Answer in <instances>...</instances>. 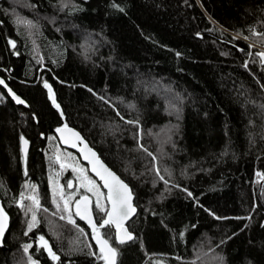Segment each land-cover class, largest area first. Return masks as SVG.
<instances>
[{
	"label": "trees",
	"instance_id": "1",
	"mask_svg": "<svg viewBox=\"0 0 264 264\" xmlns=\"http://www.w3.org/2000/svg\"><path fill=\"white\" fill-rule=\"evenodd\" d=\"M250 29L264 33V0H0V76L27 101L0 85V264H104L89 227L53 202L57 150L80 158L63 124L135 195L133 239L101 229L117 264H264V36ZM21 193L40 201L31 231Z\"/></svg>",
	"mask_w": 264,
	"mask_h": 264
},
{
	"label": "snow or ice",
	"instance_id": "2",
	"mask_svg": "<svg viewBox=\"0 0 264 264\" xmlns=\"http://www.w3.org/2000/svg\"><path fill=\"white\" fill-rule=\"evenodd\" d=\"M23 22V21H21ZM29 25H31V22H27ZM251 32H253L254 35H260L264 36V33H255L254 29H250ZM247 39V37H245ZM264 42V41H262ZM10 44L13 48L16 46L15 41H10ZM179 55V53H177ZM256 56L260 57L261 63L264 64V51H259L256 53ZM247 67V65H245ZM0 85H4V87L7 88V84L3 79H0ZM43 87L47 89L48 97L51 101V103L56 107L60 108V105L56 101V96L53 91L52 85L48 83V81H43ZM8 92L12 95L15 102L17 104H25L26 102L21 99L19 96L16 95L10 88H8ZM63 113L61 112V115ZM128 124L133 125H139V121H132L128 120L126 121ZM67 128V125L65 124L62 128H57L56 131L61 133V139L64 140V143H69V139L64 137L63 133L64 130ZM71 132L72 130L69 129ZM72 135L76 137L78 140H82V137H80L79 133L72 132ZM24 144L26 145L28 143L27 140H24L23 137H21ZM55 139V137H53ZM73 147H76V144H72ZM141 148H143V145H140ZM145 152H147V149H143ZM83 151V150H82ZM91 153L92 157H96V154L94 152H91V149L88 150ZM149 156H152V153H148ZM67 156L69 158L75 159L72 157L71 153H67ZM85 160L89 159V156L85 154L84 156ZM56 160H60V155L57 154ZM153 160H155V157L153 156ZM92 164V171L100 178V180L103 181L102 185H98L94 180H92L87 175V169L83 167H75L72 164L65 165L61 163V168L64 167H70L74 172L79 171L81 174L77 177V179L80 181V187L86 188L88 192H92L93 195L96 197L95 200V206L96 208L104 214V218L101 220L100 224L97 225L95 222L92 210H91V200L88 196H81L79 200L75 201L76 210H75V216H79L81 219L87 220L88 224L92 228V232L94 234V237L96 239V243L100 246L99 250L101 253L100 259H103L106 264H115V256H116V248L112 247V245L109 243V239H105L103 235L101 234L100 229L105 227H114L116 229V240L118 243L123 244L126 240L133 239L131 233L127 231V228L124 226V222L130 218L132 214L135 213L136 209L132 205V199L133 194L132 190L129 188V186L124 183L123 180H121L114 172H112L110 169H108L105 165H103L102 162L98 160V158H95L93 160L89 161ZM155 171L157 174H159V168H156ZM258 175H264L258 173ZM160 180H164L163 176H159ZM167 183V181H165ZM0 185H2V182H0ZM33 191H35L36 186L31 185L30 186ZM67 187L69 189L73 188L72 181L67 182ZM101 188L107 189V195L105 196L104 193L101 191ZM78 192L79 189H76ZM54 198L53 202L57 204V208H60V204L56 202V195H59V198L63 201V210L68 213V215L60 216V219H67L68 223L76 225V220L73 218V213L71 209V204L74 200L75 193H69L67 197H65V193L63 190V186H59V191L57 193V189H53ZM191 196V193H188ZM32 201V203L28 206H25L23 203V200L25 199L24 194L21 193V203L20 206L22 208H26L25 215L28 213H31V220L27 223L28 231H31L34 227L37 226L38 220H37V211L41 209L40 201L37 196L30 195L27 197ZM83 203V210L81 209V204ZM44 211H47V209H44ZM56 213H53L55 215ZM217 219H220L217 217ZM6 220H7V214L3 211V208L0 207V241H2V238L4 236V232L6 229ZM77 227H79L77 225ZM79 231L83 232V229H79ZM123 233V235H121ZM40 246L47 250L48 255L56 261L60 260V257L53 251L52 247L50 246L49 242L44 238V236L39 237ZM32 247L31 244H25L23 246L24 251L28 252V250ZM95 255V253H92ZM31 259V257H29ZM32 264H38L37 261H32Z\"/></svg>",
	"mask_w": 264,
	"mask_h": 264
},
{
	"label": "water",
	"instance_id": "3",
	"mask_svg": "<svg viewBox=\"0 0 264 264\" xmlns=\"http://www.w3.org/2000/svg\"><path fill=\"white\" fill-rule=\"evenodd\" d=\"M262 51H264V50H262ZM0 79H3L4 81H5V83L7 84V88L6 87H4V85H1L2 87H4L5 89H6V91L8 92V88H10L14 93H16V95L17 96H19L21 99H23L26 103L25 104H22V105H27V101L21 96V95H19L8 83H7V81H6V79L4 78V77H2V76H0ZM8 94L12 97V95L8 92ZM12 99L14 100V98L12 97ZM65 124H63V125H61V126H59L58 128H62L63 126H64ZM67 125V128L64 130V133H63V135H64V137H66V138H68L69 139V143H64V140L63 139H61V133H59V132H57L56 131V134H57V137H58V139H59V141H60V143L64 146V147H66V148H68V149H71V150H74V151H76L78 154H79V156H80V158H81V160L84 162V163H86L87 165H88V168H89V170H90V172L96 177V179L100 182V184L102 185L103 184V181L102 180H100V178L92 171V164L89 162L90 160H93V159H95V158H98V160L100 161V162H102L103 163V165H105L108 169H110L112 172H114L121 180H123L124 181V183H126L128 186H129V188L131 189V187H130V185L111 167V166H109V164L100 156V154H99V152L96 150V148H94L91 144H90V142L84 137V135L77 129V128H75L74 126H72V125H68V124H66ZM69 129L70 130H72L71 132L69 131ZM72 132H76V133H79V135H80V137H82V140H78L76 137H74L73 135H72ZM24 140H27L25 137H24ZM28 141V143L25 145L24 144V142H23V140H22V151H23V153L24 154H27L28 153V151H29V149H30V142H29V140H27ZM73 143H75L76 144V147H73L72 146V144ZM89 149H91V152H94L95 154H96V157L94 158V157H92L91 156V153L88 151ZM83 150V151H82ZM85 154H87L88 156H89V159L88 160H85L84 159V156H85ZM104 189V188H103ZM105 190V194L107 195V189H104ZM132 190V189H131ZM132 194H133V199H132V205L135 207V209H136V211H135V213L134 214H132L131 216H130V218L129 219H127L125 222H124V226L127 228V231L129 232V233H131V235H132V232L129 230V228H128V223L136 216V214H137V211H138V208H137V206H136V204H135V195H134V193H133V191H132ZM86 196H88L89 198H90V200H91V210H92V215H93V218H94V220H95V222H96V219H95V215H94V209H93V204H94V202H93V198L89 195V194H85ZM85 195H82V196H85ZM81 197V196H80ZM80 197L78 198V200L80 199ZM0 207H2L3 208V206H2V203H1V198H0ZM81 209L83 210V203L81 204ZM75 210H76V205H75ZM3 211H4V208H3ZM5 212V211H4ZM79 217V216H78ZM80 218V217H79ZM80 220L82 221V222H84L88 227H89V229H90V232H91V236H92V239H93V242L95 243V245H96V247H97V249H98V251L100 252V250H99V245L96 243V239H95V237H94V234H93V232H92V228H91V226L88 224V222H87V220H85V219H81L80 218ZM97 223V222H96ZM97 225H98V223H97ZM8 228H9V219H8V217H7V220H6V229H5V232H4V236H3V238H2V241H0V246H2L3 245V242H4V238H5V235H6V233H7V231H8ZM100 231H101V229H100ZM101 234H102V232H101ZM103 235V234H102ZM121 235H123V233H121ZM103 237L105 238V239H107L104 235H103ZM128 241H130V240H126L125 241V243L126 242H128ZM110 243V242H109ZM111 244V243H110ZM112 245V244H111ZM112 247H115V246H113L112 245ZM104 264H106V262L104 261ZM115 264H117V252H116V256H115Z\"/></svg>",
	"mask_w": 264,
	"mask_h": 264
},
{
	"label": "rangeland",
	"instance_id": "4",
	"mask_svg": "<svg viewBox=\"0 0 264 264\" xmlns=\"http://www.w3.org/2000/svg\"><path fill=\"white\" fill-rule=\"evenodd\" d=\"M263 48H264V47H263ZM263 50H264V49H263ZM67 153H71V154H72V157H74L75 159L73 160L72 158H69V157L67 156ZM57 154L60 155V160L57 161V164H58V166H59V170H58V175H57V178H56V181H55V182H56L55 187H56V189H57V193H58V191H59V186L62 185V186H63L64 193H65V197H67V195H68L69 193H75V197H74L73 203H72V205H71L72 213H73V212L75 213V201L78 200V198H79L80 196H82V195L89 194V195L93 198V202L95 203L96 197L93 195V193H92V192H88L86 188H82V187H80V181L77 179V177H78L81 173H80L79 171L74 172V171L72 170V168H70V167H64V168L62 169V168H61V163L65 164V165L72 164V165L75 166V167H83V168L87 169V175H88L92 180H94V178L89 174L87 166L84 165V164L81 162L80 158H79L76 154H74V153H72V152H70V151H67V150L63 151V150L58 149V150H57ZM57 154H56V156H57ZM67 171H69V172L71 173V175H73V176L69 177L67 181H64V180H63V175H64L65 172H67ZM70 180H71L72 183H73V188H72V189H69V188L67 187V182L70 181ZM94 181H95V180H94ZM95 182H96V181H95ZM98 185H99V184H98ZM76 189H79V191L77 192ZM101 191H102V192L104 193V195L106 196V194H105V190H103V188H101ZM78 193H82V194H81L79 197H76V194H78ZM19 202H20V199H19ZM67 215H68V213L66 212L65 217H66ZM97 252H98V258L100 259L101 253L98 251V249H97ZM100 260L104 263V260H103V259H100Z\"/></svg>",
	"mask_w": 264,
	"mask_h": 264
}]
</instances>
